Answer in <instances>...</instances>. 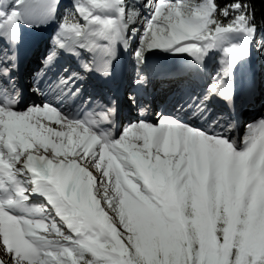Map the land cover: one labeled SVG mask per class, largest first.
<instances>
[{
  "label": "snow or ice",
  "instance_id": "snow-or-ice-1",
  "mask_svg": "<svg viewBox=\"0 0 264 264\" xmlns=\"http://www.w3.org/2000/svg\"><path fill=\"white\" fill-rule=\"evenodd\" d=\"M61 7V0H0V36L10 45L0 46V264H264V117L248 125L242 145L163 114L156 124L126 125L117 136L114 91L90 95L89 109L75 114L50 103L18 107L13 71L21 24L54 20L52 47L32 78L34 91L53 98L82 94L83 85L73 87L85 78L77 71L65 76L68 68L52 75L60 49L77 57L81 49L102 52V63L82 67L106 77L114 75L120 48L131 50L143 87L152 49L190 54L203 67L209 51L222 48L210 91L189 105L203 117L212 94L234 104V70L252 54L258 33L256 47L264 52V13L258 16L254 0H72L58 17ZM139 22L145 27L137 43ZM244 91L249 100L264 93L252 68ZM36 192L48 205L29 207ZM49 205L60 223L17 214Z\"/></svg>",
  "mask_w": 264,
  "mask_h": 264
},
{
  "label": "rangeland",
  "instance_id": "rangeland-1",
  "mask_svg": "<svg viewBox=\"0 0 264 264\" xmlns=\"http://www.w3.org/2000/svg\"><path fill=\"white\" fill-rule=\"evenodd\" d=\"M71 1L72 0H61V3L63 2V3H65V4H67V3H71ZM145 14H147V15H145ZM150 11L148 10V9H144L143 10V15L145 16V17H147V16H150ZM54 21H51V22H47V23H42V24H40L39 26H31V27H39L40 29H45L46 28V26H48V24L49 23H53ZM138 24V27H137V31H136V33H135V35L137 34V32L140 30V27L142 26V30H141V34L138 36V40H137V43H138V41H139V38H140V36L143 34V32H144V23L143 22H139V23H137ZM23 26H29V25H27V24H22ZM134 38H136L135 36H134ZM261 39V37H260V35L259 34H257V37H256V39L255 40H253V41H255V43H257V41H259ZM233 42H240V36H239V34H233ZM256 51H257V54H258V56H261V61H262V63L264 64V56H263V54H264V52H261L260 51V49L259 48H257L256 47ZM155 52H161V54L163 53V55L164 56H168V55H170L171 53V51H168V50H162V49H152V50H150L148 53H146V56L147 55H150L151 53H155ZM213 53H219L220 55H218V59H217V61H216V66H219V67H221V58H222V56H223V52H222V48H214V49H212V50H210L209 51V53H208V55H212ZM256 54V55H257ZM255 57V56H254ZM254 57H252L251 55L247 58V61L245 62V63H249L250 64V62L252 61V60H254ZM242 62H244V61H242ZM243 65H244V63H243ZM28 104V101H27V103H26V108L27 107H29V106H32V105H34V103H33V101L31 100V102L29 103V105H27ZM37 104H40V103H37ZM42 104V103H41ZM209 115H211V114H209L208 112H207V114L205 115V117H208ZM219 119H216L215 117H214V121H218ZM212 121V120H211ZM209 122H210V120H209ZM222 124H225V121H222ZM233 140H235L236 142H237V140L234 138V139H231V141H233ZM239 145H242V142H241V144H239ZM63 226H65L66 228H67V226H66V224H62ZM4 256V254L2 253V252H0V257H3ZM6 258V257H5Z\"/></svg>",
  "mask_w": 264,
  "mask_h": 264
},
{
  "label": "bare ground",
  "instance_id": "bare-ground-1",
  "mask_svg": "<svg viewBox=\"0 0 264 264\" xmlns=\"http://www.w3.org/2000/svg\"><path fill=\"white\" fill-rule=\"evenodd\" d=\"M46 50H47V48H46ZM171 54H170V56H174V55H178V54H180V53H176V52H173V51H171L170 52ZM245 62V61H244ZM247 64H245L244 66H246ZM80 81H82V80H80ZM259 88V87H258ZM37 94H40V96H39V100L37 101V103H40V104H37V106L38 105H42V104H44V103H50V104H52V105H55L56 103H59V102H63L65 99H66V97H65V95H63V96H56L55 98H53L51 95H44V94H41V93H38V92H36ZM174 94V92L172 93V95ZM178 97V96H177ZM258 98H260L263 102H264V93H258V95H257V97H256V100H258ZM248 98L246 97L245 98V104H244V107H245V111H247L248 110ZM28 101V100H27ZM27 101H26V103H27ZM42 103V104H41ZM59 105V104H58ZM153 114V113H152ZM190 115H194V113H193V111H191L190 112ZM155 115H153V117H154ZM147 122H151V123H153V121L152 120H149V121H147ZM251 123H253V121H251L250 120V123L249 124H251ZM154 124V123H153ZM249 124H247L246 125V127L244 128V130H242V131H244L243 133V137H242V143H243V141H244V136H245V133H246V131H247V127H248V125ZM193 127H195V128H199V126L198 125H192ZM199 130V129H198ZM123 132V131H122ZM122 132H121V134H122Z\"/></svg>",
  "mask_w": 264,
  "mask_h": 264
},
{
  "label": "trees",
  "instance_id": "trees-1",
  "mask_svg": "<svg viewBox=\"0 0 264 264\" xmlns=\"http://www.w3.org/2000/svg\"><path fill=\"white\" fill-rule=\"evenodd\" d=\"M219 2L223 3H229L231 0H219ZM256 8H257V14L258 16L261 13H264V0H254Z\"/></svg>",
  "mask_w": 264,
  "mask_h": 264
}]
</instances>
